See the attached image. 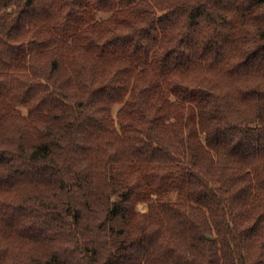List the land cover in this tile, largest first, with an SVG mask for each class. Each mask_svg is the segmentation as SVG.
Masks as SVG:
<instances>
[{
  "label": "trees",
  "instance_id": "trees-1",
  "mask_svg": "<svg viewBox=\"0 0 264 264\" xmlns=\"http://www.w3.org/2000/svg\"><path fill=\"white\" fill-rule=\"evenodd\" d=\"M0 264H264V0H0Z\"/></svg>",
  "mask_w": 264,
  "mask_h": 264
},
{
  "label": "rangeland",
  "instance_id": "rangeland-1",
  "mask_svg": "<svg viewBox=\"0 0 264 264\" xmlns=\"http://www.w3.org/2000/svg\"><path fill=\"white\" fill-rule=\"evenodd\" d=\"M119 107H120V105H116V106L114 107V113L117 112V110H118ZM139 207L143 209V208L145 207V205H144V204H140Z\"/></svg>",
  "mask_w": 264,
  "mask_h": 264
}]
</instances>
